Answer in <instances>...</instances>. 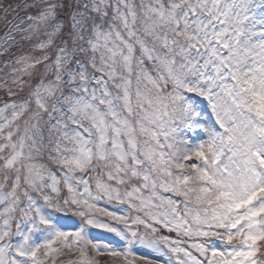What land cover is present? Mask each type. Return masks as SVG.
Returning <instances> with one entry per match:
<instances>
[{
	"label": "snow or ice",
	"instance_id": "snow-or-ice-1",
	"mask_svg": "<svg viewBox=\"0 0 264 264\" xmlns=\"http://www.w3.org/2000/svg\"><path fill=\"white\" fill-rule=\"evenodd\" d=\"M0 264H264V0H0Z\"/></svg>",
	"mask_w": 264,
	"mask_h": 264
}]
</instances>
